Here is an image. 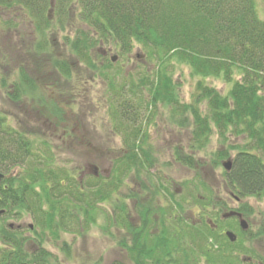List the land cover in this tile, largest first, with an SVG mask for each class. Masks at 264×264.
I'll return each instance as SVG.
<instances>
[{"label":"trees","instance_id":"16d2710c","mask_svg":"<svg viewBox=\"0 0 264 264\" xmlns=\"http://www.w3.org/2000/svg\"><path fill=\"white\" fill-rule=\"evenodd\" d=\"M18 28L16 37L22 52L11 55L9 36L4 37L7 46L0 49V87L7 89L5 97L18 103L24 96L39 94L56 125L63 124L60 108L52 102L47 105L42 84L46 82L41 77L69 80L75 75L71 61L84 64L109 82L114 130L126 134L127 152L112 161L109 177L92 173L77 180L75 172L57 159L55 148L31 139L32 132L22 127H11L12 116L0 114L3 169L25 167L6 180L7 188L0 185V210L15 216L32 213L42 228L38 234L41 243L47 233L59 239L71 226L81 229L94 222L99 205L111 201L110 220L129 233L131 243L125 246L132 264H251L235 254L242 250L238 243L226 235H216L207 215L211 202H202L210 198L191 194L189 199H181L168 192L167 206L157 205L153 197L144 205L137 202L141 194L131 193L127 198L135 200L141 219L133 225L128 221L122 189L125 174L140 175L154 163L141 145L146 129L142 123L137 126L143 114L139 106L146 110L163 104L174 116L187 118L191 113L193 149H204L214 130L224 144L229 135L249 141L220 150L218 157L233 162L224 177L235 196H264V158L258 153L264 154V19L259 16L256 0H0V30ZM98 46H107L123 61H128L138 46L143 52L137 57L152 67L139 74L138 85L133 81L122 86L116 83L118 69L111 70L114 56L108 64L97 66L98 59H107L96 50ZM179 66L199 78L196 104H181L173 81ZM30 68L36 75L28 73ZM14 74L17 80L9 83ZM211 79L221 81L227 92L210 85ZM142 88L147 90V98L138 92ZM133 95L137 105L129 102ZM203 101L206 115L198 106ZM230 150L236 151L234 157ZM177 156L195 168L192 156L181 152ZM157 195L161 193L153 194ZM189 201L191 208H200L196 220L183 213ZM246 207L236 211L246 217L245 213L252 212H246ZM19 236L18 231L0 224V264H55L54 255L42 248L26 251V238Z\"/></svg>","mask_w":264,"mask_h":264},{"label":"rangeland","instance_id":"374dc122","mask_svg":"<svg viewBox=\"0 0 264 264\" xmlns=\"http://www.w3.org/2000/svg\"><path fill=\"white\" fill-rule=\"evenodd\" d=\"M256 5L259 16L264 19V0H256ZM20 28L30 31L29 27ZM20 28L10 32L0 30V49L7 46V39L5 41L4 37L9 36L8 40L11 45L9 44L8 50L13 57L18 55L22 49L19 46V37H16ZM60 50L63 51V48ZM96 50L102 53L109 51L107 46H98ZM142 52L137 46L133 49L128 61L117 58L111 69L112 72L118 69V74L115 76L117 84L127 86L134 81V84L138 85L139 74L146 69H151V63L144 62L143 57H137L141 56ZM116 55H118L116 52H112L109 56L117 57ZM109 56L105 61L98 59L97 66L108 64ZM71 63L75 64V75L69 80L62 77L57 78L58 76H53V78L40 76L41 81L46 82L42 84H45L46 90L43 96L48 101L47 105L50 106L52 102L60 108L65 118L63 124L56 125L57 120H53L47 112L48 108L41 103L39 94L24 96L22 101L15 103L5 97L7 89L1 87L0 114L12 116L11 127H22L25 131L36 135L34 138L31 134L29 136L31 139L39 140L40 143L47 141L55 148L57 159L75 172L77 180L94 174L96 168H98V175L104 178L109 177L112 161L120 157L122 152L123 156L127 152L126 134L123 132L122 135L114 130L111 102L113 93H111L109 82L98 71L94 72L75 60ZM105 69L107 72L108 68H104L103 71ZM28 73L36 75L32 68ZM173 74L181 104L187 106L196 104L194 93L199 78L192 75L188 68L180 66L175 68ZM14 80H17L16 74L10 77L9 83ZM209 83L223 94L228 90L219 80L211 79ZM47 84H49L48 88ZM138 92H143L142 96L147 98V90L142 88ZM131 97L129 102L137 105L139 101L134 95ZM198 106L206 115V103L203 101ZM139 107L143 114L137 126L142 123L146 129L144 142L141 145L150 152L154 163L147 172L146 168L140 175L136 172L124 175L122 192L123 202L126 204L124 207L127 208L126 214L130 216L128 221L131 220L133 225L141 221L138 215L140 213L137 214V209L134 207L135 200L127 198L131 193L141 194L137 202L144 203V205L153 197V202L157 205L167 206L169 204V198L166 196L168 192L178 194L176 198L181 199H189L191 194L200 199L210 198V201L202 200V202H211V206L207 208V215L215 225L216 235L222 238L227 231L234 233L238 238L237 248L242 249L239 252L236 250L235 253L239 259L251 263L249 259L252 258L255 264H264V196L236 201L224 177L226 170L223 163L230 159L220 160L218 157L220 150L236 145L243 146L249 141L229 135L228 143L224 144L219 133L214 130L204 149H193L191 113L184 118L174 116L173 110L163 104L146 110L142 106ZM65 120L69 124H65ZM250 147L251 145L248 146ZM178 152L186 157L192 156L195 168H190L179 161ZM258 153L264 158L262 152ZM235 154L236 151L230 150L231 157ZM20 166L14 167L13 172L19 173L21 168H25ZM156 191L161 193L160 197L153 196ZM190 203L189 201L183 213L189 219L196 220L199 218L200 208L197 206L191 208ZM242 205L248 206L244 208L246 212L252 211L245 213L244 219L249 223V229L246 231L240 228L236 219L223 217L224 214L241 208ZM99 207L95 213L94 222L87 223L81 229L75 225L71 226L69 230L61 232L59 239L47 233L41 243L38 240V234L41 233L42 228L32 213L16 214V216L6 214L0 217V224L5 223L8 229L11 224L20 225L22 228L19 237L26 238L25 250L30 252L42 248L54 255L55 264H132L125 246L131 243L129 233L125 228L112 224L110 220V216H113L112 202L107 201ZM3 220L5 222H2Z\"/></svg>","mask_w":264,"mask_h":264},{"label":"water","instance_id":"95a60500","mask_svg":"<svg viewBox=\"0 0 264 264\" xmlns=\"http://www.w3.org/2000/svg\"><path fill=\"white\" fill-rule=\"evenodd\" d=\"M116 60H117V57H113L112 58L113 62H116ZM232 165H233L232 160H228V161L223 163V167L225 168L226 171H231ZM97 171H98V168H96L95 173H97ZM3 178H4V175L0 173V182L2 181ZM236 199L239 200L238 198H236ZM1 214H3V211H0V215ZM223 217L225 219L231 218V217H238L239 220H240L241 228L244 231L249 229L248 222L243 218L242 214L237 212V211H230L229 213L224 214ZM227 236H228V238L230 239L231 242H235L237 240V236L234 233H232V232H227Z\"/></svg>","mask_w":264,"mask_h":264},{"label":"flooded vegetation","instance_id":"af4514ba","mask_svg":"<svg viewBox=\"0 0 264 264\" xmlns=\"http://www.w3.org/2000/svg\"><path fill=\"white\" fill-rule=\"evenodd\" d=\"M111 53H112L111 51H107V52L103 53V55L108 57ZM109 57H111V56H109ZM43 142L45 143L47 141H43ZM0 173L4 175V178L0 182V185L2 184L3 188H7L8 187V183H6V180L9 179V178L14 177L15 176V172H13V170L10 171V170H7V169H3V165L0 162ZM233 198H234V196H233ZM234 199H236V198H234ZM236 201L240 202L241 200L240 199L239 200L236 199ZM0 211H3V214H1L0 217L4 216L6 214V210L2 209ZM234 218L236 219V221L238 222V224L240 226L239 218L238 217H234ZM9 228L12 231H14V232L18 231V233H20L22 227L20 225L16 226V225L11 224V225H9ZM30 229H32V227ZM250 262L251 263H255L252 258H251Z\"/></svg>","mask_w":264,"mask_h":264}]
</instances>
